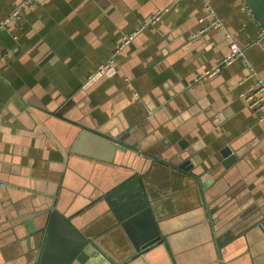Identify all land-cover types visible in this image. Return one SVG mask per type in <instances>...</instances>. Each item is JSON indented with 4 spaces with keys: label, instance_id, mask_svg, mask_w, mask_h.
<instances>
[{
    "label": "crops",
    "instance_id": "obj_1",
    "mask_svg": "<svg viewBox=\"0 0 264 264\" xmlns=\"http://www.w3.org/2000/svg\"><path fill=\"white\" fill-rule=\"evenodd\" d=\"M23 2L0 0V24L21 8L0 27V264H35L55 211L130 250L127 234L111 231L108 196L118 186V199L143 197L170 234L154 264H264V119L246 79L250 64L264 80V49L247 1ZM208 6L221 26L204 29ZM233 43L246 60L197 79ZM112 57L114 66L90 81ZM79 127L130 133L133 144L113 162L72 154ZM227 147L237 156L229 166ZM179 152L188 153L189 172L155 163ZM133 223L142 233L143 219Z\"/></svg>",
    "mask_w": 264,
    "mask_h": 264
},
{
    "label": "water",
    "instance_id": "obj_2",
    "mask_svg": "<svg viewBox=\"0 0 264 264\" xmlns=\"http://www.w3.org/2000/svg\"><path fill=\"white\" fill-rule=\"evenodd\" d=\"M246 1L264 28V0ZM95 78L94 76L91 79ZM88 79L90 80V76ZM129 135L130 133H124L120 138H114L99 129L79 127L68 148L72 154H82L95 160L113 162L115 159L117 160L118 150H126L128 145L133 144L132 140H129ZM127 143L129 144L127 145ZM190 151L191 149H189ZM185 154L188 153L185 152L183 155L179 152L170 162L158 160L160 162L155 163L168 166L167 168L177 173L182 174L181 169L189 172L187 170L191 168L192 163L191 160L185 159ZM224 157L225 166L232 165L237 159V156L228 147L224 151ZM179 158L180 160H178ZM193 174L195 175L192 176L195 177L198 172L194 171ZM118 188L121 187L118 186L116 189ZM116 189L111 190L108 196L113 206L110 205L109 209L115 216V223L111 231L119 229L122 233L125 232L130 241V250H121L122 245L118 243L117 247H109L108 232L89 233L86 229L75 225L70 218L55 211L47 226L42 228V241L35 264H136V261L154 264L160 244L169 243L170 234L162 228V225H159L152 207L143 197L130 198L129 201L126 197L121 200L118 199L120 191ZM137 217L143 219L142 233L129 226L134 224Z\"/></svg>",
    "mask_w": 264,
    "mask_h": 264
},
{
    "label": "built area",
    "instance_id": "obj_3",
    "mask_svg": "<svg viewBox=\"0 0 264 264\" xmlns=\"http://www.w3.org/2000/svg\"><path fill=\"white\" fill-rule=\"evenodd\" d=\"M37 0H24L23 5H28L31 6L33 5ZM177 1V0H176ZM247 8L250 11V13L253 14L250 6L247 3ZM20 7L16 8V10H14L7 18H5V20L0 24V27L4 26L5 24H7L8 22H10V20L13 17H20ZM169 7H165L163 10L159 9L157 10L154 14L151 15V17L149 18L148 21L144 22L143 24L140 25L139 28H137L136 30H134L133 32L126 34L122 37V41L120 42V44L117 46L116 48V52L121 50L124 46H126L129 42H131V40L143 29L145 28L149 23H154L156 22L161 14L163 13V11L168 10ZM211 20L209 22V24H207L206 26H204V29L213 26V27H218L221 26L222 23L220 22V20L215 16L213 10L211 7H207ZM254 15V14H253ZM258 42L262 45L263 49H264V28L261 26L260 24V32H259V36H258ZM231 49H230V53L224 57L221 62H220V66L217 67H213L210 70H208L203 76L197 78V79H203V78H207V77H212L214 76L216 73H218L220 71L221 65H226L228 63H231L233 60L237 59V58H242L244 60H246L245 54H244V49L240 46H238L237 44L233 43L231 44ZM6 52L4 53H0V60L4 58V56H6ZM115 64V59L112 57L109 60H106L105 62H102L101 64L98 65V67L96 68V71L94 74L90 75V78H92L95 74L99 73L102 74L106 71H108L109 69H111ZM249 67V74L247 75L246 79L252 78L255 81V86L252 89L251 92H249L247 94V99L250 103V106L252 108H254L256 111L259 112L261 119H264V80L263 78H261L257 72L254 70V68L248 64Z\"/></svg>",
    "mask_w": 264,
    "mask_h": 264
},
{
    "label": "rangeland",
    "instance_id": "obj_4",
    "mask_svg": "<svg viewBox=\"0 0 264 264\" xmlns=\"http://www.w3.org/2000/svg\"><path fill=\"white\" fill-rule=\"evenodd\" d=\"M151 17V16H150Z\"/></svg>",
    "mask_w": 264,
    "mask_h": 264
}]
</instances>
